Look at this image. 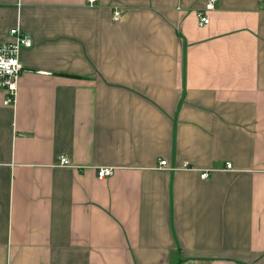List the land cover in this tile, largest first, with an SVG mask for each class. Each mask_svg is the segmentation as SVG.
<instances>
[{
    "label": "crops",
    "instance_id": "1",
    "mask_svg": "<svg viewBox=\"0 0 264 264\" xmlns=\"http://www.w3.org/2000/svg\"><path fill=\"white\" fill-rule=\"evenodd\" d=\"M207 2L0 0V264H264V0Z\"/></svg>",
    "mask_w": 264,
    "mask_h": 264
},
{
    "label": "built area",
    "instance_id": "2",
    "mask_svg": "<svg viewBox=\"0 0 264 264\" xmlns=\"http://www.w3.org/2000/svg\"><path fill=\"white\" fill-rule=\"evenodd\" d=\"M89 5H93L97 0H85ZM215 0H208L204 9H199L196 13L199 26H204L209 23V18L206 15V11H210L214 7ZM264 6V4H263ZM114 19H119V11H114ZM12 39L0 45V91L5 93L4 105H14L16 101L17 85L19 77L23 70L22 63L20 61V51L22 48H29L32 45L29 34L20 31L17 28H13L9 31ZM67 157L60 156L58 158V164L61 166H69ZM160 165H166V161H160ZM231 164L227 163V170H231ZM183 169H191V167L184 163ZM113 168L100 167L97 169V177L103 179L111 176ZM208 173L205 171L200 176L206 178Z\"/></svg>",
    "mask_w": 264,
    "mask_h": 264
}]
</instances>
